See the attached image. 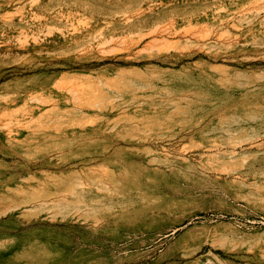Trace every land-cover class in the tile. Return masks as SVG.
Returning <instances> with one entry per match:
<instances>
[{
  "label": "rangeland",
  "instance_id": "374dc122",
  "mask_svg": "<svg viewBox=\"0 0 264 264\" xmlns=\"http://www.w3.org/2000/svg\"><path fill=\"white\" fill-rule=\"evenodd\" d=\"M0 264H264V0H0Z\"/></svg>",
  "mask_w": 264,
  "mask_h": 264
}]
</instances>
